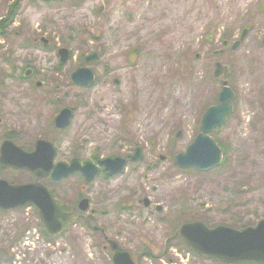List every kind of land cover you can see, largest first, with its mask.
<instances>
[{"label": "rangeland", "instance_id": "1", "mask_svg": "<svg viewBox=\"0 0 264 264\" xmlns=\"http://www.w3.org/2000/svg\"><path fill=\"white\" fill-rule=\"evenodd\" d=\"M14 5L0 29V130L18 131L27 150L51 140L56 163L127 157L138 146L143 160L91 183L78 174L42 180L98 230L80 219L49 237L35 208L0 209V264H114L111 240L146 251L142 264H223L191 252L177 231L198 220L216 227L264 219V0H0V23ZM60 50L71 52L68 62ZM91 53L99 58L86 63ZM217 62L228 66L236 93L226 124L210 133L227 159L206 172L182 169L176 155L219 103L225 77L215 76ZM83 66L93 85L73 83ZM64 107L74 116L58 131ZM1 178L35 180L9 170ZM83 198L87 212L78 209Z\"/></svg>", "mask_w": 264, "mask_h": 264}, {"label": "water", "instance_id": "2", "mask_svg": "<svg viewBox=\"0 0 264 264\" xmlns=\"http://www.w3.org/2000/svg\"><path fill=\"white\" fill-rule=\"evenodd\" d=\"M245 32V31H244ZM246 35V32L243 33ZM242 35V37H243ZM244 39V38H242ZM240 43H236L232 49L237 50ZM62 61L69 57L67 50H62ZM97 53L87 58V61L97 60ZM215 76H224L223 90L220 93L219 104L210 107L203 117L201 133L187 149L186 153L179 154L176 165L181 168H196L199 171H209L221 165L223 160L222 149L210 136L216 128L226 124L233 111L235 92L229 86L230 73L228 67L218 62ZM76 84L88 86L94 82V72L87 67H81L72 76ZM73 110L64 108L55 119L56 127L65 130L73 118ZM14 133L9 134L1 148L0 166L28 171L39 181L30 183L12 184L8 180H0V209L3 211L35 206L39 210L41 226L49 237L62 234L70 225L75 223L80 215L60 208L49 188L40 182V179L51 177L55 182L69 178L81 171L87 182L94 180L99 172V167L93 162L82 165L78 159L70 164L59 162L55 164L56 147L48 139H39L34 151H25L12 140ZM179 136L181 133L179 132ZM143 160L142 148L138 147L134 155L128 158L116 157L100 160L108 170L109 176L120 174L125 170L129 161L139 162ZM149 202L147 201V205ZM90 201L83 199L79 208L87 211ZM93 217H86L90 223ZM92 227L96 230V226ZM177 234L185 242L187 247L201 257L219 261L224 264H264V219L257 225L243 228H234L226 225L209 227L202 221L183 223ZM114 251L112 260L114 264H140L144 255H136L131 251L120 250L116 241H110Z\"/></svg>", "mask_w": 264, "mask_h": 264}, {"label": "flooded vegetation", "instance_id": "3", "mask_svg": "<svg viewBox=\"0 0 264 264\" xmlns=\"http://www.w3.org/2000/svg\"><path fill=\"white\" fill-rule=\"evenodd\" d=\"M248 34V33H247ZM228 44H225V46H227ZM1 119H0V125H1ZM12 130H14V129H7V130H5V131H2V130H0V138H1V140H0V144L2 143V141H4V140H6V138H7V136H8V134H9V132L10 131H12ZM18 137V131L15 133V135L13 136V138H14V140L16 139ZM35 143H36V141H35ZM35 143H34V147H35ZM20 146V145H19ZM27 150V149H26ZM34 150V148H32V149H29V151H33ZM9 171H12V172H15L14 170H12V169H10ZM23 173H27L28 175H30L28 172H25V171H22ZM31 176V175H30ZM28 182V181H27Z\"/></svg>", "mask_w": 264, "mask_h": 264}, {"label": "trees", "instance_id": "4", "mask_svg": "<svg viewBox=\"0 0 264 264\" xmlns=\"http://www.w3.org/2000/svg\"><path fill=\"white\" fill-rule=\"evenodd\" d=\"M45 1H46V0H45ZM14 8L17 9V7L14 5L13 8H11V11L8 13V15H7V17H6V20L0 23V29H3V27L5 26V23L10 24V22L13 21L14 16H15V14H16V10H15ZM13 12H14V13H13ZM1 26H2V28H1ZM238 225H239V224H236V226H234V227L240 228V227H244V226H246V225H243V226H242V225L238 226Z\"/></svg>", "mask_w": 264, "mask_h": 264}, {"label": "bare ground", "instance_id": "5", "mask_svg": "<svg viewBox=\"0 0 264 264\" xmlns=\"http://www.w3.org/2000/svg\"><path fill=\"white\" fill-rule=\"evenodd\" d=\"M222 153H223V161L225 162L226 161V157H227V155L225 154V152H224V150L222 149Z\"/></svg>", "mask_w": 264, "mask_h": 264}]
</instances>
